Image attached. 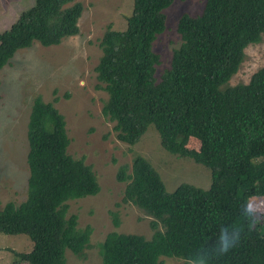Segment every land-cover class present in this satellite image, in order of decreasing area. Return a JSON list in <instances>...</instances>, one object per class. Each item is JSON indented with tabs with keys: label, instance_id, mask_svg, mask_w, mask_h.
Wrapping results in <instances>:
<instances>
[{
	"label": "trees",
	"instance_id": "1",
	"mask_svg": "<svg viewBox=\"0 0 264 264\" xmlns=\"http://www.w3.org/2000/svg\"><path fill=\"white\" fill-rule=\"evenodd\" d=\"M173 1L132 0L125 28L103 32L94 67L106 93L101 111L114 122L116 137L131 145L153 124L162 147L207 167L211 183L207 189L182 183L168 192L142 155L135 154L130 166L121 164V200L153 217V232L149 238L108 232L99 243L100 264H163L161 256L264 264V213H255V222L243 215L250 197L264 196V65L248 81L230 83L245 48L264 34V0H204L198 14H181V42L157 80L153 42ZM82 11L76 0H34L0 31V70L21 48L57 45L78 34ZM26 139V197L0 207V232L32 241L29 252L13 251L14 264H66L65 250L82 257L91 234L89 225L78 227L76 215L67 214V202L95 195L99 184L91 165L67 152L64 117L40 95L31 104ZM233 229L238 241L218 254L221 237L227 244Z\"/></svg>",
	"mask_w": 264,
	"mask_h": 264
},
{
	"label": "rangeland",
	"instance_id": "2",
	"mask_svg": "<svg viewBox=\"0 0 264 264\" xmlns=\"http://www.w3.org/2000/svg\"><path fill=\"white\" fill-rule=\"evenodd\" d=\"M33 1L0 0V31ZM76 1L83 6L78 34L64 37L57 45L42 46L34 42L28 48H21L13 55L11 63L0 70V207L6 202L18 205L26 197L29 175L26 129L33 98L40 95L45 102H53L64 117L69 138L67 152L73 158L83 157L85 163L91 165L99 184L95 195L67 202V214L76 215L78 227L89 225L91 234L89 247L82 257L65 250L66 264H100L99 243L108 232L135 233L147 238L153 232L154 218L121 200L126 184L116 179L121 164L130 166L135 154L142 155L159 173L168 192L182 183L207 189L211 177L204 165L165 150L153 124H149L139 141L132 145L116 137L114 122L101 111L106 93L96 78L94 67L101 55L99 40L103 32L107 26L115 30L125 28V16L131 11L132 0ZM203 4L204 0H174L164 10L166 27L153 42V50L160 59L156 66L157 80L169 66L173 49L181 42L176 30L178 18L183 13L198 14ZM244 52L243 62L230 79L231 84L248 81L250 75L264 65V34ZM54 98L57 100L53 101ZM188 145L197 148L198 142L190 140ZM248 203L256 214L264 213V196H252ZM259 228L264 234V226ZM31 248L32 241L27 235L0 232V264H14V250L26 253ZM161 257L163 264H197L176 256Z\"/></svg>",
	"mask_w": 264,
	"mask_h": 264
},
{
	"label": "clouds",
	"instance_id": "3",
	"mask_svg": "<svg viewBox=\"0 0 264 264\" xmlns=\"http://www.w3.org/2000/svg\"><path fill=\"white\" fill-rule=\"evenodd\" d=\"M244 217L251 221V222H255L256 221V214L254 211V207L252 205H248L247 208L245 209V211L243 212ZM233 235L230 238L229 242L227 244L223 243V236L221 237V243L218 249V254H224L226 253L230 247L236 243L239 239V232L238 230L233 229Z\"/></svg>",
	"mask_w": 264,
	"mask_h": 264
}]
</instances>
